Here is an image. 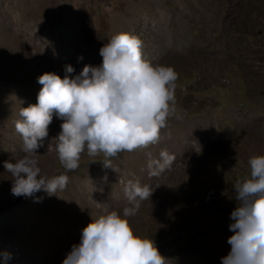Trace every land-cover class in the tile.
Instances as JSON below:
<instances>
[{
	"label": "rangeland",
	"instance_id": "obj_1",
	"mask_svg": "<svg viewBox=\"0 0 264 264\" xmlns=\"http://www.w3.org/2000/svg\"><path fill=\"white\" fill-rule=\"evenodd\" d=\"M118 33L137 36L145 60L178 74L181 118L168 119L157 144L111 158L112 169L85 151L65 173L54 113L36 159L41 176L66 174L67 187L14 197L3 163L25 155L14 121L37 103V78L101 66L99 50ZM162 150L175 161L152 177L148 163ZM256 155H264V0H0V264H62L92 219L122 213L129 180L153 191L129 223L166 264H221L238 206L233 185Z\"/></svg>",
	"mask_w": 264,
	"mask_h": 264
},
{
	"label": "clouds",
	"instance_id": "obj_2",
	"mask_svg": "<svg viewBox=\"0 0 264 264\" xmlns=\"http://www.w3.org/2000/svg\"><path fill=\"white\" fill-rule=\"evenodd\" d=\"M99 54L101 66L85 65L72 78L71 66L65 67L63 79L54 73L37 78L42 86L37 103L21 108V118L14 121L25 155L3 163L13 180L14 197H31L40 191L51 196L67 187L66 174L41 176L36 159L54 113L63 121L55 148L65 173L78 169L85 151L89 157L102 155L103 167L112 169L111 158L157 144L168 119L181 118L175 107L178 74L171 66H154L145 60L137 36L115 34ZM174 161L173 154L162 150L159 159L149 161V175L160 176ZM247 164L248 177L233 185L238 206L230 213L233 235L227 243L231 248L221 264H264V155L250 157ZM152 194L149 185L129 180L122 213L111 211L92 219L62 264H166L154 241L137 236L129 223Z\"/></svg>",
	"mask_w": 264,
	"mask_h": 264
}]
</instances>
